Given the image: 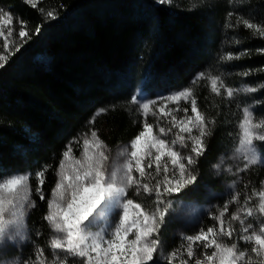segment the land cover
Returning <instances> with one entry per match:
<instances>
[{
	"label": "trees",
	"instance_id": "16d2710c",
	"mask_svg": "<svg viewBox=\"0 0 264 264\" xmlns=\"http://www.w3.org/2000/svg\"><path fill=\"white\" fill-rule=\"evenodd\" d=\"M192 3L197 7L192 9ZM0 8L12 15L19 28L21 20L27 22L29 32L26 42L17 32L15 45L0 50L6 55L11 52L0 67V177L34 174L50 165L43 189L46 199L55 184L62 152L74 137L95 129L106 148L114 150L141 130L142 117L130 100L142 80L151 98L159 91L192 87L200 110L217 120L206 140V153L192 169L197 180L191 188L175 194L178 199H199L205 185L217 188L210 167L238 138L243 107L252 106L253 123L264 118V88L237 93L231 99L210 90L213 75L235 89L264 84V72L237 75L264 66V54L257 52L264 49V37L246 29L242 22L236 23L243 18L264 26V0H173L171 5L157 0H38L35 9L25 0H0ZM41 8L53 11L56 18L44 19ZM228 12L234 13L230 19ZM228 23L234 27H227ZM21 43L17 51L16 45ZM245 49L250 54L247 57L221 59ZM201 72L205 78L191 84ZM100 108L109 110L89 124ZM147 122L158 133L157 119L149 116ZM159 126L170 127L163 120ZM256 146L264 155V142H256ZM238 178L237 192L252 201L253 190L264 185V165L250 166ZM36 183L35 178L30 180L36 207L26 216L31 242L24 250L43 246L44 255L49 256L52 233L43 220L47 205L35 194ZM129 197L142 205L152 202L132 191ZM225 197H214L212 204L222 205ZM211 212L210 208L202 217L203 227L213 226L208 217ZM174 227V223H166L160 231L167 250L175 244L176 239L170 236ZM37 230L42 232L40 237L35 235ZM224 240L228 244L237 241ZM238 247L244 250L246 245L239 243Z\"/></svg>",
	"mask_w": 264,
	"mask_h": 264
},
{
	"label": "snow or ice",
	"instance_id": "6c2138e0",
	"mask_svg": "<svg viewBox=\"0 0 264 264\" xmlns=\"http://www.w3.org/2000/svg\"><path fill=\"white\" fill-rule=\"evenodd\" d=\"M32 8H37L38 0H25ZM161 5H171L173 0H157ZM197 7L196 3L191 8ZM44 19H55L53 11L39 9ZM234 15L228 12L230 19ZM7 17V19H6ZM13 17L10 13L0 8V37H5L4 25L7 24V36L12 35ZM242 22L246 29L253 30L254 34L264 37V26L252 23L249 19L238 18L237 24ZM234 27L233 24H226ZM27 22L20 21L19 38L26 42L29 38ZM39 33L40 26L35 29ZM238 43V41H237ZM22 47V43L16 45V50ZM10 49V42L5 37L3 50ZM0 51V67L10 58L9 54ZM258 54H264V49L257 50ZM248 50L238 53H228L222 56L225 61H232L249 56ZM254 71L264 72V66L258 70H245L237 75L247 77ZM205 78L201 72L193 78L191 84ZM211 93L216 96L233 98L238 92L243 94L255 93L264 84L259 86H244L240 89L227 86L219 75L210 78ZM190 103L189 109L184 108V116L177 120L174 111H180L179 103ZM169 102L176 108L169 106ZM130 103L137 106V112L142 117L141 130L117 154V161L109 164V156L104 149L105 142L99 137L97 130L90 132L91 139L85 138L82 142L80 157H75L73 144L79 140L73 138L62 152L58 168L55 171L56 181L47 197L43 191L46 182V173L51 170L50 165L43 166L34 174H11L8 177H0V264H47L44 257V247H38L30 253L27 260L19 255L9 257L7 255L10 246L15 247L17 241L31 242L29 230L26 226V215L29 210L36 207V201L32 199L30 180L35 178V194L40 201L46 200L47 211L43 220L47 222L50 232L53 233L48 241V246L54 254L52 264H159L156 255L165 264H173L179 259V264H189L196 253L194 245H201L204 249L203 259H195V264H264V191L256 192L258 197V210L247 208L243 211L246 218L259 217V234L254 230V225L241 219L239 213H232L225 228V213L229 205L236 202L238 196L232 195L225 202L219 215L211 216L219 224V230L213 226L207 229L201 228L195 235L182 236V240L188 242L186 255H177L179 249L165 254L161 250L162 241L159 238L162 225L165 223L169 212L168 197L181 192L186 186L197 180L193 167L207 151L206 140L213 134L216 118L207 117L198 107V101L192 87H185L181 91L169 94L166 97L159 96L153 99H141L136 95L131 97ZM113 108L115 106H112ZM108 108L98 109L89 124H94L96 118L108 111ZM149 116L156 117L157 121L171 117L169 123L172 127L159 126L157 135L154 125L148 123ZM253 112L250 106L243 107V119L239 122V147L234 149L239 158L243 160V167L239 172L249 169L250 166L261 163L255 142H264V118L258 123H253ZM178 127L179 131L173 140L161 138ZM261 130L258 132L257 130ZM196 133V134H194ZM189 154L182 155L179 149H188ZM130 149V150H129ZM120 158L123 161L120 162ZM165 158L167 160L165 161ZM162 161H165L162 163ZM170 161L171 168L169 167ZM223 160L214 165L220 169ZM155 166V175L149 170ZM232 169L229 168L228 171ZM162 179L158 178L161 177ZM154 180L155 183L146 181ZM129 190H134L137 197L142 194L151 199V205L141 204L129 197ZM252 197L245 200L247 204ZM232 221L240 222V230L236 242L230 244L223 242V238L232 240L236 229L232 227ZM37 237L42 232H35ZM132 237V238H130ZM239 243L251 244L250 253L247 249L240 250ZM208 249H213L208 254ZM58 253L63 254L60 258ZM253 255L256 259H253ZM34 257V259L32 258Z\"/></svg>",
	"mask_w": 264,
	"mask_h": 264
},
{
	"label": "rangeland",
	"instance_id": "374dc122",
	"mask_svg": "<svg viewBox=\"0 0 264 264\" xmlns=\"http://www.w3.org/2000/svg\"><path fill=\"white\" fill-rule=\"evenodd\" d=\"M4 10L6 11V9H4ZM6 12H8V11H6ZM6 19H7V17H6ZM8 27L9 26L7 24L4 25L5 37H7V39L9 40L10 46L15 45L13 36L15 33H17V32L19 33V26L15 25L14 22L12 21V25H11L12 35L11 36H7ZM5 37H0V50L3 49V42H4ZM143 83H144V81L142 80L137 85V87L135 88V91L133 93V95H136L137 97H139L141 99H153V98H156L159 96L166 97L169 94L177 92V91H172V92L159 91L155 94L154 97L151 98L146 93V91L143 89ZM178 91H181V90H178ZM169 106L174 108V109L176 108V105L172 102H169ZM190 107H191L190 103H185V102L181 101L179 103L180 111H174L173 114L177 117V120H180V118L184 116V112H183L184 108H188L189 109V115H191ZM250 111H252V106H250ZM154 118H156V117H154ZM170 119H171V117L169 116V117H166L163 121H164V124L172 127L171 123H169ZM242 119H243V116H242ZM157 122H158V128H159L160 121H157ZM178 131H179L178 127L173 128L171 134L168 133L165 136H162L161 138H165V139H168L169 141H171L175 138L176 133ZM240 131L241 130L239 129L238 138L240 135ZM257 131L260 132L261 130L258 129ZM156 134L159 135V132ZM194 134H196V133H194ZM262 134H263V132H262ZM85 138L91 139L90 133H87L86 135H84L80 138H77L79 140V143L73 144V153H72L73 156H75V157L81 156V151H82V146H83L82 142ZM238 138H236L234 140V143L231 146L230 150L222 153L219 156V158L215 161V163L213 165H211V167H210L211 171H212L213 180H215V184H217L216 185L217 188L210 186V185H205L204 189L202 191L201 197L199 199L192 198V199H188V200H184V199L182 200V199L175 198L174 195L178 194V193H174L167 198L168 201L170 202L169 203V209L170 210L168 212V215L166 217L164 224L174 223L175 227L172 229L170 236H171V238H175L176 240H175V244L173 245L171 250H167L165 244L162 242L161 250L165 254H167L173 250L179 249V251L177 253L178 257L181 254H183V258L188 259L187 255H186V248H187L188 242L186 240H182L181 237L186 236V235H195L201 228L206 230L207 227H203L201 222H202V217L207 213V211L210 208L212 209L211 216L219 215V212L221 210H223L224 203L222 205L221 204L220 205L212 204V200L216 196L217 197L227 196L224 199L227 202L230 200L232 195L236 194L238 196V199L236 202L240 203L237 206H235L234 202L229 205V209L225 213V217H224L225 228L228 227V221L230 220L232 213H239L241 215V219L245 220V226L248 223H252L254 225V230H256L259 234L260 223H261L260 218L258 216L253 217V218H246L243 216V211H246L247 208H253L254 211L258 210L259 199H258V197L253 196V200L249 201L247 204H245V197L246 196H244L243 193H240V191L237 192V188H236L238 185L237 180H239L238 175L241 173L238 171V169L243 167V160L241 158H239L238 154H236L234 152V149L239 147V139ZM130 141L127 143L119 145L114 150H108L107 148L104 149L106 154L109 156V164L117 161V154L122 149H124L125 146L129 145ZM190 147H191V143L189 142L188 149H182L181 150V149H179V146H177V150H180L182 152V155H187V154H189ZM257 150L259 153V157L262 161L261 163H258L257 165H264V155L261 154V152L259 151L258 148H257ZM166 160H167V158H165V161ZM221 160H223V164L221 165V168L220 169L215 168L214 165L219 163ZM122 161H123V158H120V162H122ZM165 161H162V163ZM168 163H169V167L171 168L170 161H168ZM229 168H231L232 170L228 171ZM149 171L152 172L153 175H155V166L153 165V168L150 169ZM158 178L162 179V176L158 177ZM146 182L153 183V184L155 183L154 180L146 181ZM193 185L194 184L186 186L182 191L187 190L188 188H191ZM31 188H33V186H31ZM129 191H132V194L135 195L134 190H129ZM261 191H264V185L257 192H261ZM239 200H242V202H239ZM210 205H211V207H210ZM208 217L210 218V215ZM210 220L213 223V227H215L218 231L219 230L218 222L212 218H210ZM231 224H232V227L234 229H236V234L233 236V238H235L237 240L238 235H239V230L241 227L240 222L239 221H232ZM163 225H162V227H163ZM162 227H161V229H162ZM160 237L161 236L159 233V238ZM130 238H132V237H130ZM160 240L162 241L161 238H160ZM223 242L227 243L226 240H224V238H223ZM27 243H29V242L17 241L15 243V247H12V246L9 247L7 255L9 257L19 255L21 259L27 260L30 257V253L34 252L36 249V247L31 248V247L27 246L28 247L27 250H24ZM193 247H194V251H195L196 255L192 260L189 261V264H195V259H197V258L203 259V253H204L203 247L201 245H194ZM251 247H252L251 244H247L245 249H247L250 253ZM28 251H30V253ZM207 251H208V254H211V251H213V249H208ZM56 255H59L60 258H63L62 253H58ZM53 256H54V254L52 252H51V255H49V256L44 255V257L47 261V264H52ZM32 258L34 259V257H32ZM253 258L256 259V257L254 255H253ZM156 260L159 262V264H165V261L160 259L159 254L156 255ZM173 264H179V259L174 261Z\"/></svg>",
	"mask_w": 264,
	"mask_h": 264
}]
</instances>
